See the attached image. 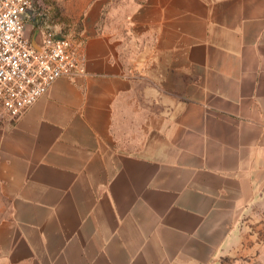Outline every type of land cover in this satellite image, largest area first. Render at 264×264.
Listing matches in <instances>:
<instances>
[{
  "label": "crops",
  "instance_id": "1",
  "mask_svg": "<svg viewBox=\"0 0 264 264\" xmlns=\"http://www.w3.org/2000/svg\"><path fill=\"white\" fill-rule=\"evenodd\" d=\"M39 1L85 73L0 121V264H256L264 0Z\"/></svg>",
  "mask_w": 264,
  "mask_h": 264
},
{
  "label": "built area",
  "instance_id": "2",
  "mask_svg": "<svg viewBox=\"0 0 264 264\" xmlns=\"http://www.w3.org/2000/svg\"><path fill=\"white\" fill-rule=\"evenodd\" d=\"M32 0H0V119L17 118L62 76L85 73L72 41L45 31L34 43L25 34Z\"/></svg>",
  "mask_w": 264,
  "mask_h": 264
},
{
  "label": "rangeland",
  "instance_id": "3",
  "mask_svg": "<svg viewBox=\"0 0 264 264\" xmlns=\"http://www.w3.org/2000/svg\"><path fill=\"white\" fill-rule=\"evenodd\" d=\"M31 3H32L31 5H32V8H33V13H34L35 17L38 18V20H41V24L43 26H46V28L48 30H51V31L60 30L61 32H63L65 34V37H67L68 39H70L72 41L74 49L80 54L79 45L74 41L75 38H73L74 35L72 37H71V35L70 36L68 35V33L70 32L69 29L73 25H75V22H76L75 19H72V21L71 20L68 21L66 19V23L65 24L67 26H69V27H66V29L54 27V25H53L54 24V21H53L54 12L52 11V9L44 7L43 6V2L40 3L39 0H32ZM59 18L62 20L63 17H59ZM82 74H84V73H82ZM82 74L80 73V74H77V75H82ZM77 75H75V76H77ZM22 115H20L17 118H13V119H11V118L0 119V121L14 122V121L18 120ZM256 212H258L257 216H261V217H257V219H253L251 221H248V225H251L250 227H252V228H254V227L259 228L260 231H261L259 233L261 234V238L263 239L264 238V220H263L264 207H259L256 210ZM254 254H256L258 256V258H257L258 260L256 261V264H259V261H261V264H264V251L263 250L261 251V250L258 249Z\"/></svg>",
  "mask_w": 264,
  "mask_h": 264
}]
</instances>
